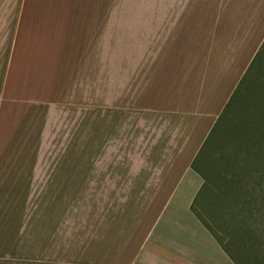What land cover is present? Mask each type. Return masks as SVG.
<instances>
[{
	"label": "rangeland",
	"instance_id": "374dc122",
	"mask_svg": "<svg viewBox=\"0 0 264 264\" xmlns=\"http://www.w3.org/2000/svg\"><path fill=\"white\" fill-rule=\"evenodd\" d=\"M78 2L0 0V264L120 263L117 226L139 223L148 203L120 193L181 162L180 140L148 111L165 42L124 40L123 25L106 33L95 14L63 25L62 6ZM42 4L54 18H29ZM260 59L231 122L218 118L192 163L203 180L194 207L239 264H264Z\"/></svg>",
	"mask_w": 264,
	"mask_h": 264
},
{
	"label": "crops",
	"instance_id": "0c3cea01",
	"mask_svg": "<svg viewBox=\"0 0 264 264\" xmlns=\"http://www.w3.org/2000/svg\"><path fill=\"white\" fill-rule=\"evenodd\" d=\"M78 6L66 12L62 6L63 25L69 26L66 17L81 25L95 14L106 33L123 25L124 40L165 42L148 111L170 125V144H181L180 163L170 158L159 175L140 179L139 192L120 193L119 199L148 203L138 210L139 223L117 226L116 233L124 232L118 264H239L194 207L203 180L192 163L262 47L264 0H81ZM43 8L29 18H54Z\"/></svg>",
	"mask_w": 264,
	"mask_h": 264
},
{
	"label": "trees",
	"instance_id": "16d2710c",
	"mask_svg": "<svg viewBox=\"0 0 264 264\" xmlns=\"http://www.w3.org/2000/svg\"><path fill=\"white\" fill-rule=\"evenodd\" d=\"M260 58H262V60H264V42H263L262 47L260 48L259 52L256 54L255 58L253 59L252 63L250 64L249 68L247 69L246 73L244 74V76H243L242 80L240 81L238 87L234 91L232 97L230 98V100L226 104V107L223 110V112H222V114L218 120V123L220 122V124L227 126L228 123L231 122L229 117L232 115V112L235 110V107L242 102L241 100L243 99L245 93L248 91L247 90L248 83L251 80L252 75H254L256 67H258L260 62H261ZM221 121H222V123H221ZM218 123H216V125ZM220 127H222V126H220ZM215 128H216V126L214 127V129L212 131H214ZM218 128H219V126H218Z\"/></svg>",
	"mask_w": 264,
	"mask_h": 264
}]
</instances>
